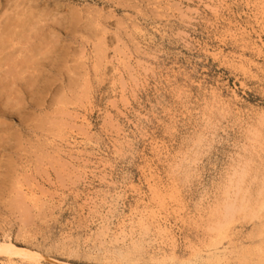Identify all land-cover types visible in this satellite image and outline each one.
<instances>
[{"label":"rangeland","instance_id":"rangeland-1","mask_svg":"<svg viewBox=\"0 0 264 264\" xmlns=\"http://www.w3.org/2000/svg\"><path fill=\"white\" fill-rule=\"evenodd\" d=\"M37 1L93 23L63 42L82 63L77 85L64 71L41 111L12 120L21 144L0 238L39 264H202L217 251L220 264H254L264 243V0ZM21 190L45 198L43 211ZM16 198L21 210L9 206ZM16 256L0 264H35Z\"/></svg>","mask_w":264,"mask_h":264},{"label":"bare ground","instance_id":"bare-ground-1","mask_svg":"<svg viewBox=\"0 0 264 264\" xmlns=\"http://www.w3.org/2000/svg\"><path fill=\"white\" fill-rule=\"evenodd\" d=\"M91 23H93L92 19L88 18L87 16L84 17V15H82L79 10L71 9L68 11L67 15L57 16V12H54L49 8L47 9V7L45 8L40 7L37 0H0V198H2V196L3 198H5V196L9 195V191H7L8 184H10L12 174L15 171L13 157L16 152V146L19 145L21 141V134L19 133V131L13 130L12 120L14 119V116L17 115L20 118L19 120L20 122H25L26 113L28 114L29 110L41 111V107L44 106V102L46 101L45 96L47 92L50 91L49 92L50 97L48 98H51L53 96V95L51 96L52 88H54L53 85L55 84V82H57L58 79H60V76L63 74L64 71L69 75L68 76L69 78L66 82L69 85L68 88L71 87L72 84L77 85L76 82H78L79 78H74L73 75L79 74L78 68L79 67L81 68V65L78 66V64H82V63H77V61L74 60L73 54L71 53L73 49L72 51H70L69 43L65 44L63 42L65 41L66 38H68V35H71L76 32H81L83 30L86 31L87 26H89ZM62 30L65 31L64 37L62 36L63 34L61 35L60 33ZM100 40L101 39L98 38L99 43L97 42L94 48L95 60L93 66H95V68L96 65L98 64V56L102 52L101 47L104 44V42L102 41L100 43ZM73 53L75 54V52ZM84 75L86 74H81L79 76L80 79ZM64 76L65 74L63 75V77ZM60 85H61L60 89H58L57 87L56 90L57 89L61 90L65 86L64 81H62ZM79 85L80 83L78 84L77 87H80ZM83 91L82 93L84 94ZM54 92L60 93L62 91H54ZM55 100L53 99V101ZM57 101L60 102V99ZM66 101L69 102L68 99ZM49 102H51V100H49ZM46 120L47 118L45 119V122L47 123L48 120L47 121ZM36 121H40V119ZM50 122L51 121H49L48 123ZM58 123L60 124V122ZM36 126L39 127L40 125L36 124ZM51 126L53 127V125ZM239 179H241V177H239L238 180ZM17 183L20 182L18 181ZM20 187L21 186L18 185L17 188ZM15 191H17L16 188ZM21 191H22L21 192L22 196L24 198L27 197V199H29L33 203L34 207L38 205L40 206L46 204V199L39 195L36 196V192H31V191L29 192V190L28 191L21 190ZM262 198L263 200L260 204L261 206L259 207L260 209L264 207V197L262 196ZM8 201H9V206L11 203L13 204L14 207L17 206L18 209H20L22 205H24V201L22 203V200H17V198L12 200L13 202L9 199ZM224 205L222 209L225 208L226 210H225V214L223 212L222 218L227 217L229 214H231L230 213L231 210L232 211L234 210L235 212V209L234 208L232 209V205L231 206L227 205L225 207ZM38 208H41V206ZM239 209L240 206L238 205V210ZM22 211H23L22 213H24L26 210L23 209ZM25 215L28 218V215L27 214ZM262 216H264V214ZM228 218L230 217L228 216ZM223 220H225L226 222L227 218H224ZM259 243L260 241L258 242V244ZM262 244L263 247L262 245L256 246L258 253L257 254L255 253L256 257L253 256V258H251V259H254V257L256 258V262L254 264H264V243ZM256 247H254V249ZM238 254H243V253L237 252L236 256H238ZM15 255L26 256L31 258L32 260L34 258V256H32L31 254L25 251L22 252L19 251L18 248H16L12 244L11 240L7 236H3V237L1 236L0 238L1 258L3 257L8 261H10L12 256ZM119 255L120 257L123 256L121 255V253H119ZM225 256L226 255L223 251L210 252L209 254H207L205 258L206 260L205 263L202 261V259L200 260L202 264H220V262L224 259ZM240 258H238L239 261L243 260V258L241 260ZM35 259L37 258H34L33 260L34 263H35ZM35 264H39L37 260Z\"/></svg>","mask_w":264,"mask_h":264}]
</instances>
